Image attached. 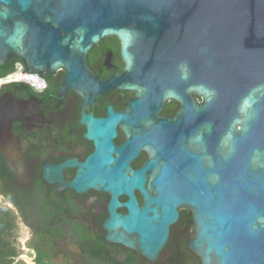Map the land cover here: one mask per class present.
<instances>
[{"label":"water","instance_id":"water-1","mask_svg":"<svg viewBox=\"0 0 264 264\" xmlns=\"http://www.w3.org/2000/svg\"><path fill=\"white\" fill-rule=\"evenodd\" d=\"M107 35L121 39L135 79H158L183 107L149 161V192L147 167L128 176L103 148L71 182L112 192L106 239L156 261L186 206L201 264H264V0H0V64L20 56L44 72L65 67L68 83L86 89L89 51ZM189 70L205 97L196 120L179 88ZM121 193L127 214L115 210Z\"/></svg>","mask_w":264,"mask_h":264},{"label":"flooded vegetation","instance_id":"flooded-vegetation-1","mask_svg":"<svg viewBox=\"0 0 264 264\" xmlns=\"http://www.w3.org/2000/svg\"><path fill=\"white\" fill-rule=\"evenodd\" d=\"M122 46L119 36L107 35L91 48L86 89L68 83L65 67L44 72L20 56L0 64V210L13 223L7 237L16 252L8 256L11 264H201L188 245L195 234L190 208L179 207L168 244L150 261L106 239L110 190L80 191L71 184L103 148L108 166L121 167L128 176L147 167L149 192L154 171L149 161L160 149L162 131L182 110L158 79H135L127 71ZM187 73L189 83L179 88L192 100L196 120L205 97L196 74ZM92 127L100 132L92 133ZM194 130L189 147L196 152V124ZM134 195L144 205V193L135 188ZM128 199L126 193L118 196V214L128 213Z\"/></svg>","mask_w":264,"mask_h":264},{"label":"trees","instance_id":"trees-1","mask_svg":"<svg viewBox=\"0 0 264 264\" xmlns=\"http://www.w3.org/2000/svg\"><path fill=\"white\" fill-rule=\"evenodd\" d=\"M13 234V223L9 217L4 216L0 210V264H11L8 259L9 255L16 254L13 248H11L8 236Z\"/></svg>","mask_w":264,"mask_h":264}]
</instances>
